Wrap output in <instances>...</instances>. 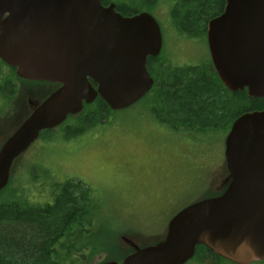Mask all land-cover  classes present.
<instances>
[{"label":"water","instance_id":"95a60500","mask_svg":"<svg viewBox=\"0 0 264 264\" xmlns=\"http://www.w3.org/2000/svg\"><path fill=\"white\" fill-rule=\"evenodd\" d=\"M212 66L231 92L264 99V0H225L206 25ZM147 12L124 17L101 0H0V60L17 77L59 87L0 147V191L13 162L39 137L99 97L125 109L153 85L146 62L161 50ZM228 184L219 196L178 211L160 242L121 262L185 264L198 245L233 264L264 260V109L238 116L224 140Z\"/></svg>","mask_w":264,"mask_h":264},{"label":"rangeland","instance_id":"374dc122","mask_svg":"<svg viewBox=\"0 0 264 264\" xmlns=\"http://www.w3.org/2000/svg\"><path fill=\"white\" fill-rule=\"evenodd\" d=\"M175 1L160 0L149 12L161 33L159 57L178 66L200 65L210 59L206 40L177 34L170 20ZM18 84L24 108L14 110L9 121L1 119L0 146L38 103L26 94L32 86ZM141 99L73 139L64 140L56 128L55 140L37 139L14 164L10 190L22 185L38 201L47 196L44 184L80 180L90 187L92 225L82 233L93 244L75 254L79 264L121 261L134 249L160 242L178 211L227 185V134L178 135L153 117L149 98ZM185 264L199 263L191 258Z\"/></svg>","mask_w":264,"mask_h":264},{"label":"trees","instance_id":"16d2710c","mask_svg":"<svg viewBox=\"0 0 264 264\" xmlns=\"http://www.w3.org/2000/svg\"><path fill=\"white\" fill-rule=\"evenodd\" d=\"M109 1L114 3L119 14L129 17L140 12L149 13L160 0H101V3L106 6ZM224 6L225 0H176L170 11L172 27L185 38L206 40L208 21L221 14ZM159 55L147 59L146 68L153 85L142 99L149 98L153 117L176 134L219 131L227 134L238 116L264 109V99L249 97L245 89L229 91L210 59L200 65L178 66L160 59ZM18 83L32 86L26 94L36 97L38 103L59 87L58 84L21 79L14 68L0 60V121L11 120L14 110L24 108V93L20 92ZM112 112L97 97L91 104L84 105L80 115L69 116L66 123L56 128L64 140L73 139L106 124ZM56 128L41 132L38 139L51 143L56 139L57 133L51 137ZM21 157L13 162L10 177L14 164ZM31 172L38 178L35 171ZM10 183L8 181L0 191V264H79L81 259L75 254L93 244L82 233L83 227L92 223L95 202L90 187L80 180L57 182L53 186L47 182L43 185L47 196L38 201L33 198L34 193L27 192L22 185L10 190ZM193 258L199 264H233L202 245L196 246ZM252 264H264V260Z\"/></svg>","mask_w":264,"mask_h":264},{"label":"flooded vegetation","instance_id":"af4514ba","mask_svg":"<svg viewBox=\"0 0 264 264\" xmlns=\"http://www.w3.org/2000/svg\"><path fill=\"white\" fill-rule=\"evenodd\" d=\"M110 3H113V2L109 1L108 4H110ZM108 4H107V5H108ZM113 4H114V3H113ZM115 11H116V10H115ZM116 12H117V11H116ZM118 13H119V12H118ZM120 15H121V14H120ZM159 54H160V53H159ZM159 54H158V55H159ZM158 55H157V56H158ZM157 56H156V57H157ZM122 110H123V109H122ZM111 111H112V110H111ZM227 184H228V177H227ZM226 186H227V185H226ZM226 186H225V187H224V188L218 193V195H216V196H219L220 194H222L223 191L225 190ZM91 225H92V223L90 224V226H91ZM88 236H89V235H88ZM88 236H86V237H88ZM135 250H136V249H134V251H135ZM134 251H133V252H134ZM133 252H132V253H133ZM130 254H131V253H130ZM128 255H129V254H128ZM128 255H127V256H128ZM125 257H126V256H125ZM125 257H124V258H125ZM124 258H123V259H124ZM123 259H122V260H123ZM122 260H121V261H122Z\"/></svg>","mask_w":264,"mask_h":264}]
</instances>
